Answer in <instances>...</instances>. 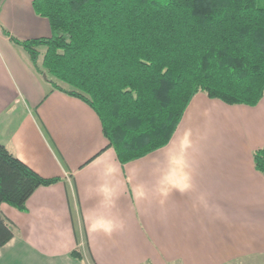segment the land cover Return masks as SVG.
Returning <instances> with one entry per match:
<instances>
[{
    "label": "crops",
    "instance_id": "1",
    "mask_svg": "<svg viewBox=\"0 0 264 264\" xmlns=\"http://www.w3.org/2000/svg\"><path fill=\"white\" fill-rule=\"evenodd\" d=\"M1 1L0 141L60 181L37 187L25 211L0 204L14 227L0 264H264V174L253 159L264 96L251 106L200 91L169 143L122 162L95 109L53 89L2 30L48 37L49 19L33 0Z\"/></svg>",
    "mask_w": 264,
    "mask_h": 264
},
{
    "label": "trees",
    "instance_id": "2",
    "mask_svg": "<svg viewBox=\"0 0 264 264\" xmlns=\"http://www.w3.org/2000/svg\"><path fill=\"white\" fill-rule=\"evenodd\" d=\"M33 6L49 19L51 36L18 39L2 30L53 89L95 109L122 162L169 143L200 91L251 106L264 96V0H33ZM253 159L264 174V145ZM58 181L0 141V204L25 211L37 187ZM13 235L0 212V248Z\"/></svg>",
    "mask_w": 264,
    "mask_h": 264
},
{
    "label": "clouds",
    "instance_id": "3",
    "mask_svg": "<svg viewBox=\"0 0 264 264\" xmlns=\"http://www.w3.org/2000/svg\"><path fill=\"white\" fill-rule=\"evenodd\" d=\"M100 227L105 228L107 231H111L113 227H115L114 223L112 221H102L100 222Z\"/></svg>",
    "mask_w": 264,
    "mask_h": 264
},
{
    "label": "rangeland",
    "instance_id": "4",
    "mask_svg": "<svg viewBox=\"0 0 264 264\" xmlns=\"http://www.w3.org/2000/svg\"><path fill=\"white\" fill-rule=\"evenodd\" d=\"M42 50L44 49V47H41ZM243 260H238L237 262H230V263H227V264H243Z\"/></svg>",
    "mask_w": 264,
    "mask_h": 264
},
{
    "label": "built area",
    "instance_id": "5",
    "mask_svg": "<svg viewBox=\"0 0 264 264\" xmlns=\"http://www.w3.org/2000/svg\"><path fill=\"white\" fill-rule=\"evenodd\" d=\"M1 3H2V1L0 0V9H1Z\"/></svg>",
    "mask_w": 264,
    "mask_h": 264
},
{
    "label": "water",
    "instance_id": "6",
    "mask_svg": "<svg viewBox=\"0 0 264 264\" xmlns=\"http://www.w3.org/2000/svg\"><path fill=\"white\" fill-rule=\"evenodd\" d=\"M44 75H46V73H44Z\"/></svg>",
    "mask_w": 264,
    "mask_h": 264
}]
</instances>
